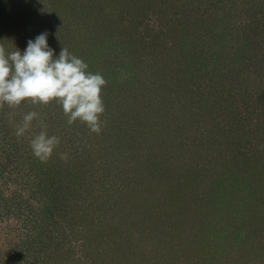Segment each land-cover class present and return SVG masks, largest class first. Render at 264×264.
<instances>
[{
    "label": "rangeland",
    "instance_id": "obj_1",
    "mask_svg": "<svg viewBox=\"0 0 264 264\" xmlns=\"http://www.w3.org/2000/svg\"><path fill=\"white\" fill-rule=\"evenodd\" d=\"M53 1L0 0V46L7 52L15 48L22 52L29 39L47 32V42L56 54L65 47L88 64V71L106 77L110 83L102 89H108V99H117L116 82H128L131 69L149 64L143 60L151 47L157 48L152 53L156 55L159 45L164 44L166 55H173L183 42L189 45L190 38L194 39L190 50L202 54L200 44L205 31L194 29L196 21L203 22L214 12L211 3L229 13L226 21L239 34L249 35L248 28L255 26L249 39L255 35L256 45H246L243 49L247 54L242 59L243 63H253L235 68L242 82H233L225 89L227 101L213 105V113L221 114V118L204 125L203 119L194 122L192 117L184 116L188 113L185 102L191 97L188 92L184 98L180 97L181 91L177 96L169 97L167 93L162 97L140 86L143 90L132 94L129 84L126 90L130 94L118 95L120 107L104 106L99 133L79 120L69 124L61 107L52 101L35 107L38 118L24 136L17 137L15 128L22 123L29 103L20 105L16 115H5L6 105L0 106V264H194L195 258L198 264H264V0H151L153 5L141 4L143 0H64L71 9L88 1L99 18L121 25L123 32L137 27L136 43L141 53L136 61L127 57L129 50L122 45L121 34L116 36L118 29L112 34L104 30L111 39L102 40H109L110 51H117L114 56L103 48V53L110 56L108 66L104 56L103 61L93 56L99 49L82 55L74 47L79 34L87 36L85 19L74 14L79 9H66L68 13L60 19L51 14L49 4ZM190 23L195 35L189 32ZM136 108L145 114L140 115L138 126L126 130V121L131 123L128 117L133 120ZM41 121L47 125L49 135L60 139L49 162L35 157L29 147L31 135L40 131ZM218 126L225 133L216 134ZM124 130L128 140L119 143ZM134 137L138 143H133ZM162 140L168 145L165 150L170 152L172 148L177 153L169 161V174L190 165L193 174L202 180L193 184L196 192L188 188L185 197L179 196L184 183L194 179L191 173L182 174L183 180L178 178L179 173L164 176L165 155L158 145ZM110 141L111 150L105 151ZM139 144L135 168L133 148ZM80 151L70 198L58 196L50 202L49 194L54 192L40 173L39 164L34 168L37 175L29 171L31 156L36 163H50L56 171L60 164L64 169L74 161ZM154 152L162 154L160 162L151 159ZM27 172L33 186L23 182ZM255 174L259 181L256 196L240 190L229 195L223 190L214 193L208 188L210 183L219 182H233L238 188ZM81 215L85 220L76 219ZM13 255L15 258H10Z\"/></svg>",
    "mask_w": 264,
    "mask_h": 264
},
{
    "label": "trees",
    "instance_id": "obj_2",
    "mask_svg": "<svg viewBox=\"0 0 264 264\" xmlns=\"http://www.w3.org/2000/svg\"><path fill=\"white\" fill-rule=\"evenodd\" d=\"M63 1L64 0H54L53 4H49L52 10L51 14L54 17L61 19V17L64 16V12L67 11L66 9H68V11L70 12L72 11V9L78 8L79 11L76 10L75 11L76 13L74 12L73 13L74 14L78 13L80 14L81 18L85 19L84 22L87 27L85 28V32L87 33V36H83V34H79L80 37L77 38L78 41L74 42V47L80 51V54L83 55V52L85 53L90 52L91 54H93V51H96L99 49V52L97 51L98 57L95 56L97 55L96 53L93 54V56L95 58H98L99 61L100 60L103 61L102 60L103 58L101 56H104L105 57L104 62L106 63V66H108L110 64V60L108 59V57L110 56L107 57L106 53L105 52L103 53V50H104L103 48L108 49V51L112 52L114 56L116 55L117 51L116 50L110 51L112 49H110L111 45H110L109 40H108L109 44L104 42V40H106L105 38L111 39L110 36H105L104 34L105 33L104 30H106L107 28L109 29V34H112L114 29H118L120 33L118 32L119 34L116 36H119L121 34V37H120L122 38L121 43L122 45H126V48L129 50L128 52H126L127 57L131 59L135 58L134 59L135 61L136 59H138L139 54L141 53V49H140L139 43H136L137 27H135V29L131 28L130 30L126 29L125 27L126 31L123 32L121 25L114 26L110 22L111 20L109 19L102 20L101 18H99L95 13V8L93 9L92 5L88 3V1L83 4L81 3L75 4L76 7L72 9L69 4L65 5ZM133 3H135V0H133ZM144 3L147 5H153V2H151V0H143L141 2V4H144ZM211 6L214 7V12L209 13L208 16L206 15L207 18L203 22L196 21L198 25L195 26V29H194L195 32H198L199 30L205 31V34L203 35L201 39V44H200L201 50H203L202 54L201 52L195 53L192 50H190L191 49L190 44L194 41V39L190 40V38H189V41H187L189 45H186L185 42H183L181 44V47L177 49L180 52L178 51L177 54L175 53L173 55H168V54L166 55L165 45L163 44V45H159V53H157L156 55L153 54L154 55L153 56L152 53L157 48L151 47V49L148 50L149 56L146 55L147 58L143 60L149 64H144V67L138 64L137 65L138 67L137 66L135 67L137 69L135 68L131 69L132 75L128 78L129 80L127 79L128 82H116V86H117L116 92L118 93V95L121 96V94H125V93L130 94V91L126 90V87L128 84L131 86L130 89L132 91V94L136 92L139 93L141 90H143L141 88H138L140 86H144L145 90L149 91L151 95L155 93V95L157 94L162 97H163V94H167V93H169V97H172L175 95L177 96V92L181 91L182 95L180 97L183 96L182 98H184V96L186 95V92H188V94H190L191 97H189L190 98V101L188 102L189 104L185 102V104L188 105V109H187L188 113L184 115L185 117L187 116L192 117L193 118L192 120L194 122H195V119L198 120L197 122H200L199 119L201 120L203 119L201 121L202 123L201 125H204L206 122L212 119L215 120L217 118L218 120V118H221V114L213 113V105L214 104L217 105L221 102H226L228 98L224 96L225 95L224 91L225 93H228V92L225 89L230 88L233 82H242V80L239 77L240 74L237 70H235V68L239 65H250L251 63H253L252 61L247 64L243 63L242 59L243 57H246V54H247L246 50L243 48L246 45H249V47L256 45V40H255L256 36L254 35L253 38H250L252 40L249 39V37H251L254 34V32H252L253 30H255L254 25L248 28V30H251V32L249 31V33L251 34V35L249 34L250 36L245 35V34H239V32H237L236 30H233V27L231 28L232 23L230 21H226V18L229 17V13L225 12L219 5L215 3H211ZM220 10L221 11L223 10L222 15L220 14ZM101 11L103 12V9ZM217 11H218V14H217ZM113 12H111V15H113ZM99 21H101V23ZM122 23L123 22L121 21V24ZM124 23L126 25H129L128 20H125ZM249 23L251 24L252 20ZM182 25L184 26V22ZM58 28H60V25ZM101 28H105V29L101 30ZM179 28L181 29L182 27L180 26L177 29ZM185 28H187V26H185ZM192 28H193V25L192 23H190L189 32L191 35H195L193 33L194 31H191ZM65 31H69V29L66 27ZM200 33L201 32H199L198 34ZM199 36H198V39H200ZM103 38L104 40H102ZM96 39L97 41L99 40L100 43L103 42L102 43L103 47L101 44L99 45L97 41H94ZM124 40L125 42H123ZM247 41L249 42L246 43ZM241 42L244 44H241ZM234 43L237 44L236 48H235ZM69 46L70 45H67L68 48ZM232 46L235 49L233 52L230 53V50L233 48ZM142 51H143V48H142ZM112 54H109V55H112ZM158 58H161V63H159ZM94 62L92 61V64H94ZM93 71L95 72V70ZM97 72L98 71H96V73ZM104 79L107 81L106 77ZM227 82H231V83H227ZM107 83H110V82H107ZM106 84L103 87H105ZM240 86H243V85L240 83ZM133 87L136 89L134 90ZM111 94H115V93L112 91ZM118 95H116L117 99L113 98L115 100L110 99V98L108 99V97H110L108 89L106 90L103 88L101 90L102 100L107 99L106 103L103 102L104 106L110 107L112 105L114 109H116L117 107H120L121 102L118 100L119 98ZM211 97H214V98H211ZM133 103H137V102L133 101ZM25 104L26 103H22L21 105L24 106ZM37 106H41V104L33 105L29 103V106H27L28 107L27 111H32ZM19 108H20L19 106L12 108L6 105L4 114L10 115L11 113H13L14 115H16L18 114ZM202 109L204 110L203 113H201ZM142 114L143 116L145 114V112L142 113V109L140 108L134 109V115L132 116L133 120L130 121L131 119L128 117V121L131 123H128L126 121V124H125L126 130L134 126H138L137 123L140 122V115L142 116ZM203 115L207 118H200V116H203ZM222 129L223 128L218 126L216 134H221L222 132L225 133V131ZM120 137L122 138L119 143L128 140V135L126 134L125 130L123 132V135H120ZM213 140L218 141V139H213ZM111 141L115 142V139H112ZM111 141H110V145L105 144V146L108 147L105 151L111 150V146H112ZM135 142L138 143V140L134 137L133 143ZM173 144L175 145L176 143H173ZM158 145L162 147V149L161 148L160 149L162 151L163 156L165 155V158L163 157L164 158L163 159L164 176H167V175L175 176L177 173H179L178 178L183 180L182 178L184 176L181 178L182 174L189 175L191 173L194 177V179L188 182V184L184 183L183 185V183L181 182V185H183V188H182L183 190L181 191V195L179 196L185 197L183 193L188 192L187 191L188 188L196 192V188H193L194 186L193 184L195 183L196 185L198 183H202V180L199 178L197 174L196 176L193 174L194 168L191 171L190 170L191 167L189 165L187 168H184L183 171L178 172L177 170H175L174 172L169 174V171H172L171 169L168 168L170 165L169 161H172L171 157L174 155H177V153L174 152V149L172 148H170L171 149L170 152L165 150V148H168V145H166V143L163 142V140L160 143H158ZM138 148L140 149V144H139V147L133 148L135 150V153H134V156L132 155V158L134 161L136 160L134 164L135 168L137 167V162H138V159H137L138 157H135L137 155L136 151ZM140 151H142V149ZM56 152L57 150L54 149L50 157L52 158ZM80 154H81V151L75 155L74 161H69V163L66 164L64 169L62 167L64 166V164H60L57 167L56 171L52 168V165L50 163L49 164L44 163V162L36 163L35 162L36 160L34 161V157L31 156L33 160L29 162L30 163L29 171L33 173V176L37 175L36 172H34V168L35 166L39 164L37 167L40 168V173L44 176V178L46 179V181L48 182V184L50 185V187L52 188L54 192L53 195L49 194L50 202H54L55 198H57L58 196H60L64 200L70 198L71 196L70 193L72 192L74 188L72 183L74 182V175L76 174V169L78 170ZM162 154L154 152L152 153L151 159L152 160L157 159L159 161L157 160L156 161L160 162L162 160L161 159ZM51 158L48 159V162L51 160ZM126 162H129V161H126ZM67 166H68L67 172H64V171L62 172V170H65ZM28 172L26 173L27 175H25L26 177H24L25 180L23 182L27 186H33V183L30 181V175H28ZM256 176L257 174H255L254 178L251 181L243 182L241 184L242 186L241 187L238 186V188L236 187L237 185L234 184L233 182L232 183L224 182L223 183L224 185L222 184L223 186L219 185L220 182L213 183V184L210 183L208 188L209 189L211 188V190L214 193H220L219 191L223 190L225 194L229 195L230 192H233L235 194L236 191L240 190L239 193L244 192V193H247L248 195L251 194V195L256 196L258 195L257 193L258 187L256 184L259 182L257 179H255ZM14 178L18 180L21 179L20 177H14ZM18 180H14V183H16ZM20 181H22V179ZM35 181L38 183L39 177H37ZM30 182L31 184L29 185ZM42 182H44V180ZM26 185H24L22 188L26 187ZM232 187H236L237 189H231ZM42 191H45V190H42ZM19 192L23 193L24 190L21 189ZM206 198L209 199L207 195H206ZM226 204H227V201H226ZM60 205L62 206V204ZM28 207L30 208V205ZM40 214L42 213L39 210V215ZM76 219L85 220L83 215L76 217ZM10 258H15V256L13 255ZM194 264H198V262L196 261V258L194 260Z\"/></svg>",
    "mask_w": 264,
    "mask_h": 264
},
{
    "label": "clouds",
    "instance_id": "obj_3",
    "mask_svg": "<svg viewBox=\"0 0 264 264\" xmlns=\"http://www.w3.org/2000/svg\"><path fill=\"white\" fill-rule=\"evenodd\" d=\"M15 49L7 52L0 46V106L15 108L22 103L55 101L69 124L79 120L92 132H100V116L105 111L101 90L107 83L102 74L88 71V64L65 47L56 54L47 42V32L29 39L22 52ZM38 116L34 110L25 113L15 135L24 136ZM59 143V137L49 135L41 121L29 147L35 157L47 161Z\"/></svg>",
    "mask_w": 264,
    "mask_h": 264
}]
</instances>
